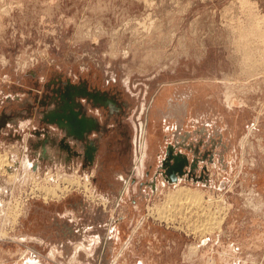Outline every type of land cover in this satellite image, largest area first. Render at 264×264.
Here are the masks:
<instances>
[{
	"label": "rangeland",
	"instance_id": "1",
	"mask_svg": "<svg viewBox=\"0 0 264 264\" xmlns=\"http://www.w3.org/2000/svg\"><path fill=\"white\" fill-rule=\"evenodd\" d=\"M263 31L264 0H0V264H264Z\"/></svg>",
	"mask_w": 264,
	"mask_h": 264
},
{
	"label": "bare ground",
	"instance_id": "2",
	"mask_svg": "<svg viewBox=\"0 0 264 264\" xmlns=\"http://www.w3.org/2000/svg\"><path fill=\"white\" fill-rule=\"evenodd\" d=\"M238 1V0H237ZM145 2V1H144ZM252 4V3H251ZM249 6H251V5H249ZM248 6V7H249ZM253 6V5H252ZM5 10V9H4ZM253 10V9H252ZM246 11V10H245ZM241 12V11H240ZM251 15V14H250ZM227 17V16H226ZM229 17H230V15H229ZM232 17V16H231ZM246 17V16H245ZM256 17V16H255ZM228 19V18H227ZM232 19V18H231ZM252 19V18H251ZM235 20V19H234ZM246 20V19H245ZM251 21V20H250ZM258 21V20H257ZM154 22V21H153ZM231 22V21H230ZM260 22V21H259ZM143 23V22H142ZM248 23V22H247ZM261 23V22H260ZM260 23H258L257 22V25H259ZM129 24V23H128ZM249 24V23H248ZM233 25H235V24H233ZM251 25V24H250ZM260 26V25H259ZM127 27V26H126ZM228 27V26H227ZM249 27V28H248ZM247 28L250 30V27L251 26H248ZM253 27V26H252ZM251 27V28H252ZM150 28V27H149ZM241 28V27H240ZM255 28H256V26H255ZM87 29V28H86ZM230 29V28H229ZM252 29H254V27L252 28ZM257 29V28H256ZM255 29V30H256ZM258 29H259V27H258ZM260 29H261V27H260ZM150 30V29H149ZM241 30V29H240ZM240 30H238V31H240ZM245 30H246V28H245ZM248 30V31H249ZM127 31V30H126ZM155 31V30H154ZM244 31V30H243ZM243 31H240L241 33L243 32ZM247 31V32H248ZM254 31V30H253ZM257 32L256 33H258V31L259 30H256ZM246 32V31H245ZM247 32H246V34H247ZM250 32V31H249ZM252 32V31H251ZM250 32V33H251ZM261 32H262V30H261ZM244 33V32H243ZM241 34L242 35V37H243V35L244 34ZM255 33V32H254ZM238 34H239V32H238ZM253 34V33H252ZM252 34H251V36L250 35H247V36H250V37H252L253 38V36H252ZM259 34V33H258ZM263 34H264V31H263ZM140 35V34H139ZM240 35V36H241ZM260 35V34H259ZM258 35V36H259ZM144 36V35H143ZM239 36V35H238ZM246 36V35H245ZM255 36L257 37V34H255ZM241 41H242V39L244 38H240V37H238ZM237 38V39H238ZM245 38H248V37H245ZM258 38V37H257ZM236 39V40H237ZM244 40L245 39H243V42H244ZM161 41V40H160ZM251 42H253L252 40H251ZM239 43V42H238ZM241 43V42H240ZM256 43V42H255ZM259 45H257V48H256V52L258 53V56H259V58H258V60H262V58H264V47H259L260 46V43H258ZM264 44V43H263ZM229 45V44H228ZM114 47V46H113ZM237 48H238V46H237ZM231 51V50H230ZM242 53H244V52H242ZM250 53L251 54H249L248 53V51L246 52V55H248L247 57L248 58H252L253 57V51L250 49ZM234 56V55H233ZM242 56H244L243 54H242ZM255 56V55H254ZM235 57H236V54H235ZM237 58V57H236ZM242 58V57H241ZM245 59V58H244ZM237 61V60H236ZM244 61V60H243ZM247 61V60H246ZM255 61H257V59L255 60ZM243 63V62H242ZM241 63V64H242ZM260 64H264V61H262V62H260L258 65H260ZM245 69V68H244ZM243 69V70H244ZM263 70H264V65H263ZM250 75V74H249ZM248 76V75H247ZM250 77V76H249ZM233 86V85H232ZM226 91V90H225ZM244 92V91H243ZM227 93H228V91H227ZM228 96V95H227ZM82 132H80L79 131V133L77 134V135H80ZM9 151V150H8ZM7 152V151H6ZM7 153H9V152H7ZM4 154V153H3ZM3 154H1L0 155V174H2V173H5V171H6V173H7V171H9L8 170V168L10 167V163H9V161H8V158H7V156H5V155H3ZM11 154V152L8 154V155H10ZM12 155V154H11ZM10 157V156H9ZM14 158H15V156H14ZM17 159V158H16ZM11 161V160H10ZM14 167V166H13ZM12 166H11V168H13ZM27 170V169H26ZM9 174H10V172H8ZM60 175V174H59ZM58 175V176H59ZM12 176H14L15 177V173L14 172H11V174L8 176V177H12ZM61 176V175H60ZM59 176V177H60ZM49 178L48 177V175L47 176H45V178ZM63 178V177H62ZM67 178H68V176H67ZM67 178H65L66 179V182L67 183H69V185L71 184V185H73L74 183H72V182H74V181H72L71 179H67ZM69 178H71V177H69ZM75 178V177H74ZM42 179V178H41ZM51 179V178H50ZM54 179V178H53ZM59 179V178H58ZM61 179V178H60ZM59 179V180H60ZM40 180V179H39ZM38 180V181H39ZM62 180V179H61ZM80 180V179H79ZM35 181H36V179H35ZM45 181H46V179H45ZM64 181V180H63ZM40 182H41V180H40ZM42 182H43V179H42ZM36 183V182H35ZM60 183V182H59ZM76 183V182H75ZM48 184V183H47ZM80 184V183H79ZM55 185V184H54ZM61 185H63V184H61ZM87 184H85V186H86ZM34 186H36L35 184H34ZM39 186V185H38ZM75 187V186H74ZM80 187V186H79ZM83 187V186H82ZM35 188V187H34ZM66 187L65 186H63V188H60L59 186H57V183H56V186H51V185H41L39 188H35V191L36 192H39V194H41V195H43L44 197H46V196H51V197H57L58 198V196H59V194L61 193V194H64L63 193V191H65L66 189H65ZM90 189V188H89ZM30 191H31V189H29ZM85 190V189H84ZM86 191V190H85ZM88 191V190H87ZM197 191V190H196ZM196 191H192V190H190V191H188L187 189H183V188H181V187H179V188H176L175 189V191H173L169 196H168V202H172L173 204L174 203H180L181 204V202H182V205H183V202H185V203H193V205L192 204H190L191 205V207L193 208L194 207V204H196V207H198L200 210V212H201V214H204V215H206V214H209L207 211L208 210H206L205 208H203L202 206H201V204H200V202H202V198H201V196H200V194L201 193H197ZM32 192H33V190H32ZM33 194V193H32ZM36 195H38V194H36ZM61 196V195H60ZM59 196V197H60ZM167 201V200H166ZM178 201H181V202H178ZM215 203V202H214ZM18 204V203H17ZM164 204V203H163ZM210 204V203H209ZM19 205V204H18ZM175 205V204H174ZM177 205H179V204H177ZM170 206H171V204H170ZM184 206V205H183ZM182 206V207H183ZM189 205H187V207H188ZM17 207V206H16ZM165 207V206H164ZM163 207V208H164ZM178 207V206H177ZM176 206L174 207L175 208V210H176V208H177ZM180 207H181V205H180ZM181 207V208H182ZM221 207V206H220ZM167 209V208H166ZM165 209V210H166ZM172 209V208H171ZM179 209V208H178ZM186 209V208H185ZM189 209H190V207H189ZM189 209H187V211H188V213H191V215L193 216V211L192 212H189ZM197 209V208H196ZM16 210H17V208H16ZM160 210V209H159ZM214 210H215V208H214ZM164 211V210H163ZM163 211H160V212H163ZM168 211V210H167ZM169 211H170V209H169ZM181 211H183L182 209H181ZM187 211H185V212H187ZM196 210H195V208H194V212H195ZM217 211H218V208H217ZM216 211V212H217ZM171 212H172V210H171ZM170 212V213H171ZM174 212V211H173ZM172 212V213H173ZM196 212H198V211H196ZM221 212V211H220ZM169 213V212H168ZM176 213V212H175ZM179 213V212H178ZM178 213H177V216H178ZM214 213V212H213ZM218 214H220L219 212H217ZM216 213V214H217ZM224 213V212H223ZM17 215H14V213L13 214H11V217L12 218H14V219H12L13 220V223H15L16 222V220H17V218H18V216L20 215L19 214V211L16 213ZM167 214V213H166ZM185 214V213H184ZM183 214V216H186V215H184ZM200 214V213H199ZM215 214V215H216ZM218 214H217V217H218ZM165 215V214H164ZM163 215V216H164ZM168 215H170V214H168ZM173 215V214H172ZM176 215V214H175ZM188 215V214H187ZM198 215V214H197ZM196 215V216H197ZM211 215V214H210ZM213 215V214H212ZM188 216H190V215H188ZM201 216V215H200ZM209 216V215H208ZM207 216V217H208ZM223 216V215H222ZM166 217H168V216H166ZM202 217V216H201ZM211 217V216H210ZM213 217V216H212ZM172 218H173V216H172ZM175 218V217H174ZM183 218V217H182ZM205 218V217H204ZM7 219H8V217H7ZM159 219V218H158ZM176 219V218H175ZM185 219V218H184ZM186 219H189V218H186ZM185 219V220H186ZM194 219V218H193ZM198 219V218H197ZM201 219V218H200ZM205 219H207V218H205ZM208 219H210L209 217H208ZM207 219V220H208ZM212 219V223H207V222H203L204 223V225H203V227L201 228V226H202V222L200 223V226H198L197 225V228L198 227H200L201 229H202V231L204 232V231H206L207 230V232H209V230L210 229H213L214 228V226H218L219 224H220V219H221V217L219 218V219H215V218H211ZM162 220V219H161ZM171 220V219H170ZM8 221V220H7ZM186 221H188V220H186ZM196 221H198V220H196ZM196 221L194 222V223H196ZM200 221V220H199ZM204 221V220H203ZM11 222V221H10ZM190 222V221H189ZM192 222V223H193ZM191 223V222H190ZM207 223V224H206ZM15 225V224H14ZM193 228H195V226L193 227ZM199 228V229H200ZM216 228V227H215ZM221 228V227H220ZM196 229V228H195ZM194 229V230H195ZM198 230V229H197ZM221 230V229H220ZM200 231V230H199ZM219 232V231H218ZM199 234V233H198ZM197 234V235H198ZM204 233H202V235H203ZM206 241V240H205ZM193 248V247H192ZM195 248V247H194ZM193 250V249H192ZM190 252L189 253H191V250H189ZM193 252V251H192ZM211 260V259H210Z\"/></svg>",
	"mask_w": 264,
	"mask_h": 264
},
{
	"label": "water",
	"instance_id": "3",
	"mask_svg": "<svg viewBox=\"0 0 264 264\" xmlns=\"http://www.w3.org/2000/svg\"><path fill=\"white\" fill-rule=\"evenodd\" d=\"M175 170H176V168H175ZM175 170H174V171H175ZM177 171H178V173H179V172H182V171H181V166H180V167H179V166L177 167ZM171 179H173V180H174L173 176H172V178H171Z\"/></svg>",
	"mask_w": 264,
	"mask_h": 264
},
{
	"label": "crops",
	"instance_id": "4",
	"mask_svg": "<svg viewBox=\"0 0 264 264\" xmlns=\"http://www.w3.org/2000/svg\"><path fill=\"white\" fill-rule=\"evenodd\" d=\"M140 154V153H139ZM143 154V153H142ZM142 154H140L141 155V157L143 156ZM140 159V156H139V158H138V160ZM16 178V177H15Z\"/></svg>",
	"mask_w": 264,
	"mask_h": 264
},
{
	"label": "flooded vegetation",
	"instance_id": "5",
	"mask_svg": "<svg viewBox=\"0 0 264 264\" xmlns=\"http://www.w3.org/2000/svg\"><path fill=\"white\" fill-rule=\"evenodd\" d=\"M177 188H179V187H177Z\"/></svg>",
	"mask_w": 264,
	"mask_h": 264
}]
</instances>
